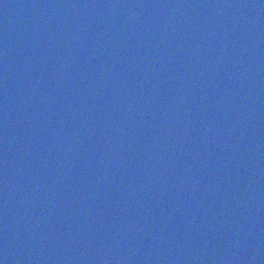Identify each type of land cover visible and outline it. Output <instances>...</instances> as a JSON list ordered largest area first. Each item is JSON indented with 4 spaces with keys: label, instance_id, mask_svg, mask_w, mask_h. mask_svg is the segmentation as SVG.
<instances>
[{
    "label": "water",
    "instance_id": "1",
    "mask_svg": "<svg viewBox=\"0 0 264 264\" xmlns=\"http://www.w3.org/2000/svg\"><path fill=\"white\" fill-rule=\"evenodd\" d=\"M0 264H264V0H0Z\"/></svg>",
    "mask_w": 264,
    "mask_h": 264
}]
</instances>
